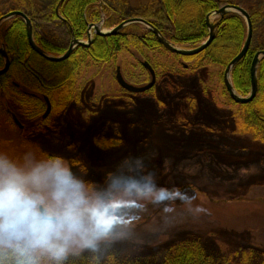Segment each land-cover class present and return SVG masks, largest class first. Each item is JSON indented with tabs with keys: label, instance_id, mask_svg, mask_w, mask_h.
Here are the masks:
<instances>
[{
	"label": "rangeland",
	"instance_id": "rangeland-1",
	"mask_svg": "<svg viewBox=\"0 0 264 264\" xmlns=\"http://www.w3.org/2000/svg\"><path fill=\"white\" fill-rule=\"evenodd\" d=\"M159 1L128 0L120 5L115 0L110 5L127 19L145 15ZM55 26L48 30L59 34ZM132 63L130 57L122 62L125 65L119 62L122 72H138ZM212 70L199 68L172 77L180 85L174 93L162 84L164 78L153 94L137 95L122 91L113 69L90 68L83 74L80 102L65 107L61 127L53 133L19 137L0 110V150L18 157L29 150L59 156L94 184L103 183L123 157L150 155L148 170L155 172L158 184L181 193L171 206L180 212L182 198L192 196L203 212L195 218L178 216L165 227L156 208L128 209L142 215L136 231L146 243L129 247L122 258L159 261L171 245L191 238L199 239L218 263L239 264L241 257L234 253L247 248L254 250L253 263L259 262L264 256V143L241 132L238 109L213 102ZM203 86L209 88L208 96Z\"/></svg>",
	"mask_w": 264,
	"mask_h": 264
},
{
	"label": "trees",
	"instance_id": "trees-1",
	"mask_svg": "<svg viewBox=\"0 0 264 264\" xmlns=\"http://www.w3.org/2000/svg\"><path fill=\"white\" fill-rule=\"evenodd\" d=\"M3 0L0 3V17L12 10L24 12L32 22L33 38L46 53L61 55L67 50L66 43L71 35L87 39L88 25L98 23L115 27L126 17L110 5L115 0ZM227 1L243 7L252 23V39L248 51L230 71V81L235 91L246 96L250 91V65L254 54L264 48V0H160L147 9L142 18L156 27L161 35L181 48H195L208 37L206 16L217 22L212 42L201 52L192 56H181L165 49L153 32L141 23H131L113 35L93 36L88 47L76 46L70 56L59 62L49 61L31 49L28 44L25 23L19 16H13L0 25V41L10 60L8 70L0 75V110L18 131L19 137L38 133H53L61 127V112L71 102H80L81 90L85 84L83 74L90 68L113 69L120 66L126 57L134 60L130 64L138 72H121L124 78L141 85L149 81V73L141 61L147 60L156 73V83L149 90L137 95L153 94L157 84L162 82L172 93L180 89L172 77L182 76L199 68H212L214 79L211 92L214 103L233 107L239 112V128L254 140L264 143V57L257 66V92L248 103L234 102L224 85L226 65L240 51L247 34L245 19L238 13L228 12L222 17L214 12ZM128 4V0H116ZM59 4V5H58ZM58 5V12L56 7ZM145 11V12H146ZM138 16V14L136 15ZM60 27L52 34L48 26ZM137 53L142 57H135ZM194 63L188 64L190 60ZM127 63V62H126ZM125 63V64H126ZM187 63V67L183 64ZM122 64V65H125ZM4 65L0 54V68ZM125 68V67H124ZM126 70V68L124 69ZM115 79V78H114ZM116 81V79H115ZM18 84V85H16ZM203 86L204 96H208ZM122 91H125L124 89ZM126 92V91H125ZM128 93V92H127ZM51 102V111L42 118L46 103ZM220 96L227 103L220 102ZM220 98V99H219ZM9 109L23 121H35L23 130L11 121ZM240 256L239 264H264L263 258L253 263L252 248L234 253ZM123 264H225L218 263L199 239L187 238L171 245L159 261L143 258H122Z\"/></svg>",
	"mask_w": 264,
	"mask_h": 264
},
{
	"label": "clouds",
	"instance_id": "clouds-1",
	"mask_svg": "<svg viewBox=\"0 0 264 264\" xmlns=\"http://www.w3.org/2000/svg\"><path fill=\"white\" fill-rule=\"evenodd\" d=\"M148 159L129 154L94 184L59 156L0 150V264H123L129 247L146 243L142 215L128 209L156 208L165 227L198 217L192 196L180 212L171 206L181 193L158 184Z\"/></svg>",
	"mask_w": 264,
	"mask_h": 264
},
{
	"label": "water",
	"instance_id": "water-1",
	"mask_svg": "<svg viewBox=\"0 0 264 264\" xmlns=\"http://www.w3.org/2000/svg\"><path fill=\"white\" fill-rule=\"evenodd\" d=\"M63 0L59 1V4L62 2ZM58 4V5H59ZM58 5L56 7V12H58ZM228 12H234V13H238L240 14L246 21V26H247V34H246V38L245 41L240 49V51L229 61V63L226 65L225 70H224V75H223V81H224V85L226 87V90L230 96V98L236 102V103H248L250 102L254 96L256 95L257 92V76H256V72H257V66L259 61L261 60L262 57H264V48L258 50L251 61V65H250V91L248 93V95L243 96L238 94L231 81H230V71L233 68V66L243 58V56L246 54V52L249 49L250 43H251V39H252V23H251V19L249 17V14L247 13V11L236 4H232V3H226L224 5H222L219 9H217L213 14L215 15H219L220 17H222L225 13ZM13 16H19L23 19L24 23H25V31H26V36H27V41L29 46L31 47V49L33 51H35L38 55H40L41 57L52 61V62H59L62 60H65L66 58H68L70 56V54L72 53L73 49L76 46H83V47H88L92 40L93 37L92 35H100V36H106V35H113L118 33L121 29H123L125 26H127L128 24L131 23H141L142 25H144L146 28L150 29L153 34L157 37L158 41L163 45V47L165 49H167L168 51L172 52V53H176L179 54L181 56H192L195 55L201 51H203L213 40L214 38V32H215V27L217 22L213 23L210 21V14L206 16V23L208 25V37L197 47L195 48H181L178 47L174 44H172L171 42H169L165 37H163L160 33V31L154 27L149 21H147L146 19L142 18V17H131V18H127L125 20H123L122 22H120L118 25H116L113 28H110L108 30H103L101 28V24H102V20L98 23H92L88 25V36L86 40H81V39H77L76 37H74V35H71V40H70V44L67 48V50L65 51V53L55 56V55H51L46 53L43 49H41L35 42L34 38H33V26H32V22L29 19V17L22 11L20 10H12L9 11L5 14H3L0 17V25L7 19L13 17ZM91 30H93V32H91ZM0 54L3 57L4 60V65L2 68H0V75L5 73L8 70L9 64H10V60L9 57L7 55V52L3 46V44L0 41ZM142 66L147 70V72L149 73V81L141 84V85H135L129 81H127L120 69V66H117L115 69V79L117 84L124 89L127 92L130 93H142L145 92L147 90H149L150 88H152L154 86V84L156 83V73L155 70L153 69V67L151 66V64L147 61V60H142L141 61ZM184 67H187V64H183ZM45 103H46V109L43 113V118H45L51 111V102L49 100V98L47 96H43ZM7 111L10 113L12 120L15 124H17L19 127H21V123L19 122V120L17 119L16 115L10 111L9 109H7Z\"/></svg>",
	"mask_w": 264,
	"mask_h": 264
},
{
	"label": "flooded vegetation",
	"instance_id": "flooded-vegetation-1",
	"mask_svg": "<svg viewBox=\"0 0 264 264\" xmlns=\"http://www.w3.org/2000/svg\"><path fill=\"white\" fill-rule=\"evenodd\" d=\"M69 44H70V42H69ZM69 46V45H68ZM68 48V47H67ZM157 80V79H156ZM16 85H18V84H16ZM44 99V98H43ZM45 101V100H44ZM45 109H46V107H45ZM10 114V113H9ZM43 115V114H42ZM48 116V115H47ZM46 116V117H47ZM10 117H11V115H10ZM17 117V116H16ZM45 117V118H46ZM42 118H43V116H42ZM17 119L19 120V122L21 123V122H23L19 117H17ZM11 121L13 122V120H12V117H11ZM28 122V121H27ZM14 123V122H13ZM35 124V121H29V123L27 124L26 123V125L25 124H23V123H21V127H19L17 124H15L14 123V125L18 128V129H20V130H23L24 129V127H26V126H28V125H34Z\"/></svg>",
	"mask_w": 264,
	"mask_h": 264
}]
</instances>
